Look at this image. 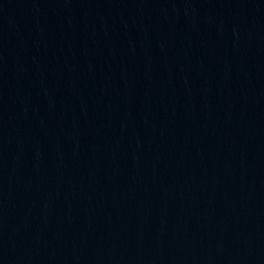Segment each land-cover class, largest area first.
<instances>
[{
  "label": "water",
  "instance_id": "water-1",
  "mask_svg": "<svg viewBox=\"0 0 264 264\" xmlns=\"http://www.w3.org/2000/svg\"><path fill=\"white\" fill-rule=\"evenodd\" d=\"M0 264H264V0H0Z\"/></svg>",
  "mask_w": 264,
  "mask_h": 264
}]
</instances>
